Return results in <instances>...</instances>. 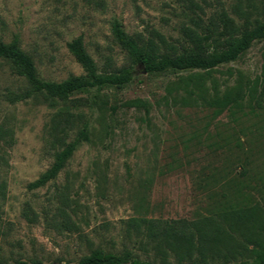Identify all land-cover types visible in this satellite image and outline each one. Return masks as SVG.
<instances>
[{"label": "rangeland", "instance_id": "obj_1", "mask_svg": "<svg viewBox=\"0 0 264 264\" xmlns=\"http://www.w3.org/2000/svg\"><path fill=\"white\" fill-rule=\"evenodd\" d=\"M235 2L0 0V40L17 36L39 77L60 82L85 74L68 48L78 36L99 72L131 64L112 34L115 19L128 33L158 43L154 32L161 33L166 40L161 49L174 52L192 45L185 28L206 33L210 18L222 10L235 16ZM263 53L264 40L254 41L211 75L221 89L240 73L253 79L261 72ZM132 65L133 79L122 87L75 92L52 103L10 102L7 93L22 90L26 81L0 59V125L12 128L14 137L11 145L0 137V264H73L94 248L127 249L152 264H188L171 252L140 245L127 221L195 220L245 196L264 210V133L257 129L262 125L264 132V120L243 116L236 123L227 111L211 120L208 109L181 103L185 92L177 81L190 71L149 74ZM135 98L147 100L149 111L125 105ZM85 123L90 141L78 147L56 178L29 189L61 148L55 135L69 142Z\"/></svg>", "mask_w": 264, "mask_h": 264}, {"label": "trees", "instance_id": "obj_2", "mask_svg": "<svg viewBox=\"0 0 264 264\" xmlns=\"http://www.w3.org/2000/svg\"><path fill=\"white\" fill-rule=\"evenodd\" d=\"M232 12L235 16L222 10L211 17L204 34L185 28V36L192 45L174 52L161 49L160 43H166L161 33L154 32L160 41L158 43L152 37L128 33L121 22L115 19L111 26L112 34L127 52L131 64L116 71L99 72L96 62L85 48L82 36H78L68 43V48L83 66L85 74L71 76L60 82L39 77L33 57L20 47L17 36L10 42L0 40V59L26 81L25 88L18 92L9 91L7 98L10 102L42 98L52 103L56 99L65 100L75 92L122 87L133 79L132 64H138L149 74L169 70L190 71L187 75L179 76L177 81L185 92L180 96L181 103L185 107L208 109L211 120L225 111L231 121L236 123L243 116L264 120V53L261 72L253 79L245 78L240 73L234 84L221 89L217 79L211 75L218 66L238 59L254 41L264 40V0H236ZM193 21L197 27L200 26L199 22ZM208 80H211L210 86L207 85ZM125 105L143 107L149 111V102L144 99H131ZM257 126L262 136L263 126ZM0 137H7L5 142L9 145L14 143L10 127L0 125ZM54 140L59 142L61 148L54 153L50 167L28 184L29 189L42 187L56 178L78 147L90 141L89 126L85 123L69 142L57 135ZM263 176L260 175L262 187ZM25 215L28 216V212ZM127 228L140 236L136 240L140 245H146L159 254L171 252L180 262L264 264V210L246 196L239 202H227L221 209L195 220L133 217L127 221ZM238 257L243 259L237 260ZM229 258L234 261L229 262ZM128 263L152 264L150 260L140 259L127 249L114 252L102 248L92 249L73 264ZM17 264L26 262L18 261Z\"/></svg>", "mask_w": 264, "mask_h": 264}, {"label": "water", "instance_id": "obj_3", "mask_svg": "<svg viewBox=\"0 0 264 264\" xmlns=\"http://www.w3.org/2000/svg\"><path fill=\"white\" fill-rule=\"evenodd\" d=\"M55 264V263H54ZM58 264H64L63 262H61V263H58ZM129 264V263H128Z\"/></svg>", "mask_w": 264, "mask_h": 264}]
</instances>
